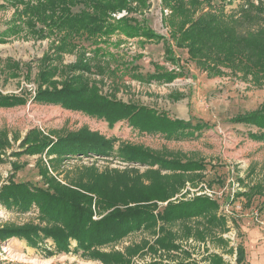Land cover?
I'll return each instance as SVG.
<instances>
[{"label":"trees","instance_id":"1","mask_svg":"<svg viewBox=\"0 0 264 264\" xmlns=\"http://www.w3.org/2000/svg\"><path fill=\"white\" fill-rule=\"evenodd\" d=\"M30 1L11 0L14 16L0 32V43L18 36L38 40L54 38L51 52L37 60L33 79L36 89L31 102L59 105L102 119L110 126L125 121L139 133L159 134L165 139L194 137L209 129L207 123L199 120L193 123L172 118L153 107L102 94L88 75L117 77L118 71L123 70V75L142 82H169L177 77V73L159 68L144 75L135 65L118 61L120 55L116 48L122 41L113 43V53L109 47L100 45L114 34L162 40L168 56L171 41L176 48L186 49L188 60L211 76L222 75L227 69L244 79L250 78L254 85L264 83V0H240L229 11L227 6L233 0H161L162 8L167 9L166 14L162 13V22L168 30V38L154 32L144 19L130 15L146 8L148 0ZM122 11L126 14L119 18L112 15ZM73 51L78 52L76 61L64 64L63 54ZM111 63L115 67L111 68ZM9 67L17 70L19 66L11 63ZM26 68L25 78L30 73L27 64ZM27 101L23 94L0 92V107L22 105ZM229 121L255 127L256 132H249L247 136L264 140V104L236 114ZM8 146L7 133L0 129V161ZM23 154L38 156L35 167L42 185L15 182L10 175L0 183V204L19 212L37 209L38 222L3 223L0 243L17 238L32 248H43L47 256L72 252L103 264H127L133 253L130 248L126 254L103 252L99 248L139 229L153 234L158 231L154 243L159 247H176L175 234L165 227L175 223L190 231L192 226L188 223L195 221V234L201 238L226 228V217L219 213L217 202L203 195L171 199L186 182L192 183L205 170L202 161L185 158L178 152L153 150L127 142L120 143L114 150V139L87 128L51 137L33 127L10 153L16 157ZM89 155H114L147 168L142 173L136 170L98 172L84 168L74 178L61 181L49 172L44 160L55 172L65 160ZM13 166L15 170L19 168L15 163ZM255 194L264 195V185L249 186L237 193L248 201ZM159 202H166L161 210ZM94 215L98 218L94 219ZM47 240L52 242V249L45 247ZM244 256L240 245L239 263L244 262ZM211 262L223 264L216 255Z\"/></svg>","mask_w":264,"mask_h":264},{"label":"rangeland","instance_id":"2","mask_svg":"<svg viewBox=\"0 0 264 264\" xmlns=\"http://www.w3.org/2000/svg\"><path fill=\"white\" fill-rule=\"evenodd\" d=\"M37 0H31L35 3ZM240 0H233L227 6L229 11ZM256 1V0H255ZM148 6L130 15L138 20L144 19L156 33L168 38V30L162 22L163 9L161 0H148ZM0 32L3 31L14 16L15 7L11 0H0ZM136 3H132L135 6ZM126 11L113 13L115 18ZM53 37L42 40L22 36L10 37L0 43V92L3 94H23L26 104L0 107V129L7 133L10 146L2 152L0 161V183L13 175L15 182H31L41 186L42 179L35 167L37 155L23 154L11 156L25 133L37 127L54 137L57 133L76 131L87 128L107 138L114 139V150L120 143L139 144L153 150L178 152L185 158L202 161L205 170L202 176L185 186L172 197H192L203 195L219 205V213L226 217V228L221 232L198 237L197 223L187 231L181 224L165 225L175 234L176 247L162 248L154 243L158 236L149 230L139 229L126 237L110 243L99 250L116 251L126 254L130 248L133 253L127 264H212L213 256L220 257L223 264H264V195L255 194L248 199L237 195L247 187L264 185V140H255L247 133L256 132L255 127L232 123L229 119L240 113L256 109L264 104V83L254 85L250 78L244 79L240 74L234 75L224 70L222 75L211 76L201 71L187 58L186 49L176 48L169 41L171 55L165 52L162 40H145L127 38L114 34L106 39L102 47H109L114 52L113 43L122 41L116 48L122 63L135 65L141 74L153 73L156 68L177 73L169 82H142L130 75L118 71L117 77L88 75L96 83L102 94L111 95L125 102H133L156 110L166 112L172 118L202 121L209 129L198 136L179 139H165L162 135L139 133L127 122L119 121L113 126L106 121L88 116L84 113L67 110L59 105L37 104L31 102L36 84L37 60L46 52H51ZM78 52L63 54V63L76 61ZM90 57L89 53H86ZM11 63H17L18 69L11 70ZM26 64L29 69L27 73ZM115 67L111 63V68ZM61 77H55L60 80ZM49 172L63 181L74 178L81 169L94 168L98 172L131 171L142 173L147 166L122 161L112 156H77L62 162L57 170L52 171L44 159ZM13 163L19 168L14 169ZM242 180V181H241ZM166 202H159L161 210ZM94 219L98 215H94ZM38 222L37 209L19 212L5 208L0 204V226L3 223L22 224ZM74 245V242L72 243ZM244 248V262H238V247ZM45 247L52 249V242L46 241ZM135 250V251H134ZM0 264H103L100 260L84 257L72 252L53 253L47 256L41 248H32L24 240L10 238L0 243Z\"/></svg>","mask_w":264,"mask_h":264}]
</instances>
